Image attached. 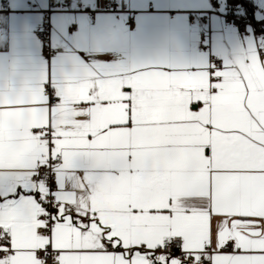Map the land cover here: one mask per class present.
I'll list each match as a JSON object with an SVG mask.
<instances>
[{"label":"snow or ice","instance_id":"6c2138e0","mask_svg":"<svg viewBox=\"0 0 264 264\" xmlns=\"http://www.w3.org/2000/svg\"><path fill=\"white\" fill-rule=\"evenodd\" d=\"M261 53L0 94V264H264Z\"/></svg>","mask_w":264,"mask_h":264},{"label":"crops","instance_id":"0c3cea01","mask_svg":"<svg viewBox=\"0 0 264 264\" xmlns=\"http://www.w3.org/2000/svg\"><path fill=\"white\" fill-rule=\"evenodd\" d=\"M7 1L5 10L0 4V94L53 87L54 79L59 82L74 69L215 66L211 56L220 58L222 67L253 41L264 46V0H127L128 11L121 15L104 12L103 0H69L70 11L50 13L51 45L62 51L47 58L35 31L48 0ZM189 13L208 31L207 49L198 47ZM201 13H208L206 23L199 21ZM225 13L253 26L241 34L225 22Z\"/></svg>","mask_w":264,"mask_h":264},{"label":"built area","instance_id":"2783aa9c","mask_svg":"<svg viewBox=\"0 0 264 264\" xmlns=\"http://www.w3.org/2000/svg\"><path fill=\"white\" fill-rule=\"evenodd\" d=\"M1 8L3 10L7 9L9 4L7 0H0ZM64 8L67 11H70L69 0L56 1V0H48L47 8L43 12L42 19L39 23L37 30L35 31L36 37L41 41L43 53L47 58L52 57L54 54L62 51L61 48H53L51 45V26H50V13L52 10L62 9ZM103 11L106 13L112 14H125L128 11L127 8V0H103ZM225 22L229 25H233L237 28V30L244 34L246 33V27L248 25H252L253 23L246 20L244 17L225 13L224 14ZM199 21L202 23H206L208 21V13L199 14ZM188 25L191 30H193L197 36L199 37L198 47L200 49H207L208 43V31L205 29H201L196 25V20L191 13L188 14ZM74 25L71 26V29H74ZM254 35L257 34V31L253 30ZM261 57H264V53H261ZM211 62L215 66L221 65V59L215 56H211ZM46 88H51L49 84L45 86Z\"/></svg>","mask_w":264,"mask_h":264},{"label":"trees","instance_id":"16d2710c","mask_svg":"<svg viewBox=\"0 0 264 264\" xmlns=\"http://www.w3.org/2000/svg\"><path fill=\"white\" fill-rule=\"evenodd\" d=\"M244 1V0H243ZM245 2V1H244Z\"/></svg>","mask_w":264,"mask_h":264}]
</instances>
